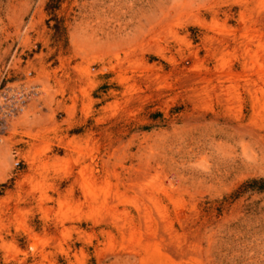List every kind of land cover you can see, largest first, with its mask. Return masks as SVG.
<instances>
[{
    "label": "rangeland",
    "instance_id": "rangeland-1",
    "mask_svg": "<svg viewBox=\"0 0 264 264\" xmlns=\"http://www.w3.org/2000/svg\"><path fill=\"white\" fill-rule=\"evenodd\" d=\"M0 83V264H264V0H0Z\"/></svg>",
    "mask_w": 264,
    "mask_h": 264
},
{
    "label": "built area",
    "instance_id": "built-area-1",
    "mask_svg": "<svg viewBox=\"0 0 264 264\" xmlns=\"http://www.w3.org/2000/svg\"><path fill=\"white\" fill-rule=\"evenodd\" d=\"M34 85L27 90L23 84L12 86L8 83H0V137L4 134L9 122L15 118L24 108L31 95L36 94ZM13 169L20 167L18 152L12 151Z\"/></svg>",
    "mask_w": 264,
    "mask_h": 264
},
{
    "label": "bare ground",
    "instance_id": "bare-ground-1",
    "mask_svg": "<svg viewBox=\"0 0 264 264\" xmlns=\"http://www.w3.org/2000/svg\"><path fill=\"white\" fill-rule=\"evenodd\" d=\"M8 160H9V157L7 154V149L3 143V140H0V175L6 171Z\"/></svg>",
    "mask_w": 264,
    "mask_h": 264
}]
</instances>
